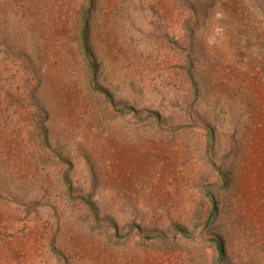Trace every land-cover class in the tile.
Segmentation results:
<instances>
[{
  "label": "rangeland",
  "instance_id": "374dc122",
  "mask_svg": "<svg viewBox=\"0 0 264 264\" xmlns=\"http://www.w3.org/2000/svg\"><path fill=\"white\" fill-rule=\"evenodd\" d=\"M0 264H264V0H0Z\"/></svg>",
  "mask_w": 264,
  "mask_h": 264
},
{
  "label": "trees",
  "instance_id": "16d2710c",
  "mask_svg": "<svg viewBox=\"0 0 264 264\" xmlns=\"http://www.w3.org/2000/svg\"><path fill=\"white\" fill-rule=\"evenodd\" d=\"M88 12L89 9L85 10V12L82 14V26H81V30L79 33V38H80V51L84 57V61L86 63L88 72L90 73L91 76V83L92 81L96 78V66L94 65V63L92 62V59L90 57V53H89V46H88V41H87V27H88ZM92 89L96 92H99L102 96H104L106 99L111 100L110 96L102 89L98 88L97 86L92 84ZM116 111L120 114L122 113H126L129 112L131 110H124L123 108H116ZM133 111V110H132Z\"/></svg>",
  "mask_w": 264,
  "mask_h": 264
}]
</instances>
